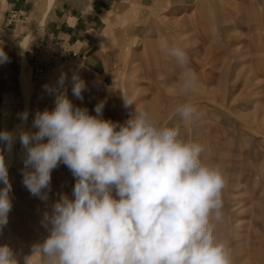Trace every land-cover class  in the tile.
I'll use <instances>...</instances> for the list:
<instances>
[{
  "label": "rangeland",
  "instance_id": "rangeland-1",
  "mask_svg": "<svg viewBox=\"0 0 264 264\" xmlns=\"http://www.w3.org/2000/svg\"><path fill=\"white\" fill-rule=\"evenodd\" d=\"M51 5L48 0L47 7ZM139 27L128 48L130 61L120 62L105 79L87 72L71 42L44 35L35 24L28 27L21 40L28 36L25 53L33 92L28 122L21 131L36 133V114L54 109L60 94L91 115L96 104L104 101L103 118L113 122L134 117L136 106L150 111L162 125L177 126L185 139L204 145L205 162L218 165L226 175L224 218L216 225L215 235L230 246L232 262L241 263L243 258V264H264V0H163ZM37 35L53 37L58 46L66 43L68 47L64 57L57 54L55 67L40 80L33 76L28 54L31 39ZM162 39L186 47L189 64L199 75V84L191 92L178 94L182 71L159 47ZM76 71L80 73L75 78L87 85L83 100L72 92ZM58 74L59 79L52 82ZM23 95L21 88L13 111L17 117L3 130L11 131L22 120ZM123 97L133 99L136 106L126 108ZM185 102L198 106L197 121H180L176 108ZM11 113L10 108L7 115ZM0 149L6 163L9 148L0 143ZM13 154L8 168L12 209L7 225L0 228V245L12 248L18 264H41L40 257L31 255L33 245L48 235L45 213H51L60 194L72 198L76 181L61 164L51 174L47 201H42L23 186L26 150L19 136ZM4 187L0 183V189Z\"/></svg>",
  "mask_w": 264,
  "mask_h": 264
},
{
  "label": "clouds",
  "instance_id": "clouds-1",
  "mask_svg": "<svg viewBox=\"0 0 264 264\" xmlns=\"http://www.w3.org/2000/svg\"><path fill=\"white\" fill-rule=\"evenodd\" d=\"M159 47L182 71L178 94L194 90L199 75L186 47L167 39ZM8 59L0 47V64ZM74 80L73 95L83 100L87 85ZM123 98L126 108L136 106ZM104 107V101L97 103L91 115L60 94L54 109L36 114V133H19L26 150L22 183L32 196L47 201L51 174L61 164L76 181L72 198L60 194L45 213L48 235L33 245L31 256L40 257L41 264H232L230 246L215 235L224 218L227 177L218 165L205 162L204 145L137 106L124 123L104 119ZM176 114L190 123L200 110L185 102ZM15 139L14 132L0 131V143L9 150ZM0 183L5 185L0 189L3 228L12 209V186L2 149ZM0 264H18L6 244L0 245Z\"/></svg>",
  "mask_w": 264,
  "mask_h": 264
},
{
  "label": "crops",
  "instance_id": "crops-1",
  "mask_svg": "<svg viewBox=\"0 0 264 264\" xmlns=\"http://www.w3.org/2000/svg\"><path fill=\"white\" fill-rule=\"evenodd\" d=\"M162 1L53 0L48 8V0H0V47L9 58L0 64V131L17 117L13 111L20 98L23 54L27 58L21 38L28 27L35 24L40 33L71 42L87 72L105 79L120 62L130 61L127 52L130 41L140 32V21ZM12 10L27 15V19L5 26Z\"/></svg>",
  "mask_w": 264,
  "mask_h": 264
},
{
  "label": "built area",
  "instance_id": "built-area-1",
  "mask_svg": "<svg viewBox=\"0 0 264 264\" xmlns=\"http://www.w3.org/2000/svg\"><path fill=\"white\" fill-rule=\"evenodd\" d=\"M27 17V15L22 14L17 10H12L6 17L4 24L5 26H10L14 22L27 19ZM57 40L58 39H53V37L40 35H37L31 39V45L28 48V54L29 59L33 64L32 68L35 80H40L47 72L55 67L58 55H60L62 58L67 54L68 47L66 43H64L62 46H58V44H56ZM56 47L60 48L57 49ZM61 50L64 52L60 53L59 51Z\"/></svg>",
  "mask_w": 264,
  "mask_h": 264
},
{
  "label": "bare ground",
  "instance_id": "bare-ground-1",
  "mask_svg": "<svg viewBox=\"0 0 264 264\" xmlns=\"http://www.w3.org/2000/svg\"><path fill=\"white\" fill-rule=\"evenodd\" d=\"M52 2H53V0H50V5L52 4ZM27 42H28V36L25 37L24 40H23V53L25 51ZM23 62L24 63L22 65L23 68H22V72H21V76H20V82H21V88H22V91H23V94H24L23 95L24 96V113H27V119L26 120H23L22 119L20 122H18L17 124H15L13 126V128L11 129V131H10V132H14L16 134V139L14 140V142H13V144L11 146V149L8 151V154H7L6 166L8 168H9V166L11 164V161L13 162V155H14L13 154V146H14V144H15V142H16V140H17V138L19 136V133L21 132L22 128L28 122L29 111H30L29 108H30V103H31V99H32V92H33V87H32L33 86L32 73H31V70L28 69V62H27V58H26L25 54H23ZM78 73H80V72L76 71L75 73H73V76L72 77H77L78 76ZM64 77H65V75H64ZM70 78H71V76H70ZM53 79H54V81H52V82L55 83L56 80L59 79V74L58 75H54V77L52 78V80ZM69 81H70V79H69ZM242 259H241V263H240V261H233L232 264H243L244 263V259H243V261H242Z\"/></svg>",
  "mask_w": 264,
  "mask_h": 264
}]
</instances>
